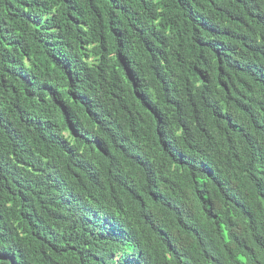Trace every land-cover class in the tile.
Here are the masks:
<instances>
[{
  "label": "trees",
  "instance_id": "obj_1",
  "mask_svg": "<svg viewBox=\"0 0 264 264\" xmlns=\"http://www.w3.org/2000/svg\"><path fill=\"white\" fill-rule=\"evenodd\" d=\"M190 2L0 0V264H264V170L235 106L252 102L246 77L235 55L210 58L216 30L182 16ZM252 10L264 26V0ZM174 49L189 97L165 89ZM221 107L239 128L228 160L197 126ZM172 117L181 132L160 139ZM236 182L242 209L217 194Z\"/></svg>",
  "mask_w": 264,
  "mask_h": 264
},
{
  "label": "clouds",
  "instance_id": "obj_2",
  "mask_svg": "<svg viewBox=\"0 0 264 264\" xmlns=\"http://www.w3.org/2000/svg\"><path fill=\"white\" fill-rule=\"evenodd\" d=\"M254 1L256 0H237L226 4L219 0H203L202 2L191 0L187 4L185 11L182 12V16L192 22L197 29L210 33L216 30L210 34L211 41L208 44V53L212 60H216L219 65L221 56L230 57L231 55H235L238 60V68L241 69V73L246 77L241 92L248 93L249 96L243 97L250 99L252 102L242 105L235 104V106L241 119V125L247 133V137L245 138L247 143L245 142L244 146L247 149V157L250 162L257 166L255 171L251 168V173L258 174L264 170V112L260 114L256 113V106L264 105V52L254 50L253 46L257 42H262L264 46V41L254 39L256 35L264 34V26L254 24L251 21ZM212 9H216L217 11V14L214 16L210 14ZM243 13L247 14L245 18L242 16ZM246 21L257 28V32L253 36L249 34ZM240 22L239 30L234 33L236 26ZM214 35H228L229 41H216ZM175 46L178 50L191 49L180 42H177ZM174 52V59L165 66L168 72L166 78V82L168 83L165 84V89L170 92L175 91L174 96L179 98L189 97L193 94V89L198 85L196 74L195 76L192 73L186 76H173L170 71L177 70V64H179V62L177 63V51L175 49ZM193 68L194 72H196L194 66ZM235 90L237 91L236 88ZM212 115L200 113L196 117L199 118L197 126L202 125L204 127L206 140H212L218 152L220 150L224 151L228 160L231 154L229 137L236 133L239 128L230 123V118L223 107L217 108L216 112ZM166 124L169 126L162 128ZM176 126L177 124L173 117L172 121L169 118L165 124L160 125L161 129L157 133L159 138H164L171 133L170 140H172L175 135L181 132ZM248 127L252 129L253 133L258 135L254 140L248 137ZM198 133L201 134L200 132ZM118 137L121 142L125 140V137ZM122 144L128 153L135 154L131 147L127 148L124 142ZM185 160H188L190 165L194 164L188 158ZM239 185V182H236V186L233 187L224 183L217 185L216 189L219 200L227 204L231 209H242L246 205L247 198L246 194H243V187L241 188L242 194L237 192ZM175 216L182 230L189 228L190 225L186 220L187 218H181L177 213H175ZM118 228L124 230L123 226L118 227V225L111 223L109 230L115 234L119 231Z\"/></svg>",
  "mask_w": 264,
  "mask_h": 264
}]
</instances>
